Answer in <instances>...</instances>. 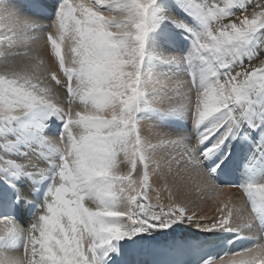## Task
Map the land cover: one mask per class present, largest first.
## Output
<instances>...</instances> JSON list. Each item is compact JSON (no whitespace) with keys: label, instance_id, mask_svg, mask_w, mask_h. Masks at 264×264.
Instances as JSON below:
<instances>
[{"label":"snow or ice","instance_id":"snow-or-ice-1","mask_svg":"<svg viewBox=\"0 0 264 264\" xmlns=\"http://www.w3.org/2000/svg\"><path fill=\"white\" fill-rule=\"evenodd\" d=\"M0 264H264V0H0Z\"/></svg>","mask_w":264,"mask_h":264},{"label":"rangeland","instance_id":"rangeland-1","mask_svg":"<svg viewBox=\"0 0 264 264\" xmlns=\"http://www.w3.org/2000/svg\"><path fill=\"white\" fill-rule=\"evenodd\" d=\"M44 52L46 53L47 58H49V59L52 58V60L54 62L53 65L54 66H57V64L55 63V61L53 59L54 57H52L49 54L50 48L49 49H45ZM150 128H153V130H155L152 121H150ZM142 134L144 135L145 133L142 131ZM145 137H147V136H145ZM149 137H152V135H150V136L148 135V138ZM128 167L129 166L126 163L121 164L120 165L121 172H127ZM187 181H189L188 183L195 184L194 181H191V180H187ZM179 182L180 181H176V183H179ZM158 183L163 184L161 181L156 180L154 178V180H153V186L155 188H157L156 187V184H158ZM176 183H174V181L170 180L169 181V187L171 188V186L174 185V184H176ZM234 190L235 191L234 192H231L230 194L226 190H224V194L222 196V199H228L229 197H231V199H233V201L237 205L243 204L245 202V198L242 196L240 190L239 189H236V188H234ZM236 191H238V193H236ZM195 192H196V195H198L197 202L196 201H193V202L192 201H188V199H190V198L188 197V199H186V195H187L186 191H183V192H181V191H173L172 193H173V195L176 196V198L180 202L184 203L189 208L190 211H193L194 210L196 212V214H197L196 215V219H197L198 222H200V223H211V222H213V217H216L218 215V212H217L218 202H213L212 200L207 199V198L201 199V194H199L196 189H195L194 193ZM152 195H153V197H155V192L152 193ZM227 195H231V196H228L227 197ZM162 198H163V200H164L165 203H168V192L167 191L163 195ZM176 231H177L178 234H181V235H187V234H189V235H195L194 226L191 228L188 225H179V226H177ZM178 231H180V232H178Z\"/></svg>","mask_w":264,"mask_h":264},{"label":"bare ground","instance_id":"bare-ground-1","mask_svg":"<svg viewBox=\"0 0 264 264\" xmlns=\"http://www.w3.org/2000/svg\"><path fill=\"white\" fill-rule=\"evenodd\" d=\"M44 57H45V59L49 62V64H50V66H51V68H53V69H57L56 67L58 66H54L53 64H54V62H53V60H52V58L51 59H49V58H47V55H46V53L44 52ZM54 59V58H53ZM142 131L145 133L144 135L145 136H147L148 137V135L150 136V135H152L153 136V132H154V130H153V128H150V121H145V123L143 124V126H142ZM149 138H151V137H149ZM233 179H235V177H233ZM173 181V180H172ZM189 181H180L179 183H176V181H174V183H176V184H174V185H172L171 186V190H172V192L173 191H181V192H183V191H186V193H187V195H186V199H188V197L190 198V199H188V201H196L197 202V197H198V195H196V192L194 193V191H195V184H193V183H188ZM156 187L157 188H159L160 189V195H161V198L163 197V195L166 193V191H164V186H163V184H161V183H158V184H156ZM229 194L231 193V192H234L235 190H234V188H231V189H225ZM236 193H238V191H236ZM234 194V193H233ZM228 196H231V195H227V197ZM163 199V198H162ZM233 200V199H232ZM195 202V203H196ZM209 217V216H208ZM178 232H180V231H178ZM178 235H181V234H178ZM187 235H189V234H187Z\"/></svg>","mask_w":264,"mask_h":264}]
</instances>
